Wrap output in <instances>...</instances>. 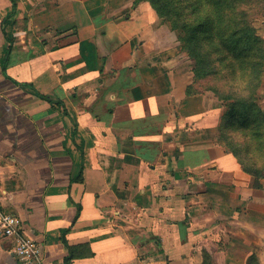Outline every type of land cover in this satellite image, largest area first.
<instances>
[{"label":"crops","instance_id":"1","mask_svg":"<svg viewBox=\"0 0 264 264\" xmlns=\"http://www.w3.org/2000/svg\"><path fill=\"white\" fill-rule=\"evenodd\" d=\"M135 2L0 0V205L44 264H264V179L220 145L222 102L179 34ZM16 244L0 264H26Z\"/></svg>","mask_w":264,"mask_h":264},{"label":"trees","instance_id":"2","mask_svg":"<svg viewBox=\"0 0 264 264\" xmlns=\"http://www.w3.org/2000/svg\"><path fill=\"white\" fill-rule=\"evenodd\" d=\"M193 1L194 6H184L181 0H152V7L163 24L179 34L181 51L193 61L195 84L202 86L204 91L214 93L222 102L224 110L218 128L220 145L237 157L243 170L253 177L254 187L261 189L264 172L259 175L258 172L250 171L248 168H254L255 165L249 166L245 161L246 157L242 158L234 146V143L238 145L234 138L241 129L232 128L229 132L226 129L227 123L228 126L242 123L247 135L249 133L250 138L256 139L259 133L254 127L264 118L259 107L264 66L250 60L252 54L254 59L259 58L263 52L257 48V43L263 40L256 34L250 10L246 8L250 6L251 0ZM201 12L203 16H199ZM30 87L33 88L31 85ZM191 89L195 90L194 87ZM39 98L52 102L41 94ZM227 135L232 137L234 143L225 139ZM241 145L245 156L253 159L254 154L248 146ZM262 167L264 168L263 165ZM63 242L71 250L64 237ZM72 259L71 254L65 259V264H70ZM255 260L257 258L253 256L252 262Z\"/></svg>","mask_w":264,"mask_h":264},{"label":"rangeland","instance_id":"3","mask_svg":"<svg viewBox=\"0 0 264 264\" xmlns=\"http://www.w3.org/2000/svg\"><path fill=\"white\" fill-rule=\"evenodd\" d=\"M181 1H183L184 6H194L193 0H181ZM139 5L140 6H153L152 0H137V3L135 4V6H139ZM164 6H167V5H164ZM246 8L248 10H250V18L253 22V26L255 28L256 34L263 40V42L257 43L258 51L262 50L263 52L259 55V58H254V59H252V57H253V54H252L250 57V60L253 63H261L262 66H264V0H251L250 6H247ZM153 10H154V8H153ZM199 14H200L199 16H203L202 12ZM191 30L193 31L192 27H190V32H192ZM262 72H263V70H262ZM263 78H264V76H263ZM263 82H264V80H263ZM199 87H200L199 89H203L202 86L199 85ZM259 96H260L259 107H260L261 111H263V113H264V83H263V86L259 92ZM228 125L229 124L227 123L226 129L228 132L232 128L238 127L241 129L240 132H238V135L234 138L235 140H237L238 145L236 143H234L233 139H231L232 137H228V135L225 139H229L230 141H232L234 143V146H236L235 148H237L239 150L241 157L242 158L246 157L245 161L249 166L255 165L254 168H248L250 171L258 172L259 175L263 174L264 168L262 167V165L264 166V159H263V156H264V118L259 123V125L254 127L255 131H258V133H259V135L256 136V139L250 138L249 133L247 135V132H246L245 128L243 127L244 125L242 123H234V124H231V126H228ZM255 131H253V132H255ZM224 141L226 143H230L227 140H224ZM241 144H246V146H248V149L250 150V152L252 154H254L253 159H250L249 156H245L243 145H241ZM253 263L258 264V260H255V262H253Z\"/></svg>","mask_w":264,"mask_h":264},{"label":"built area","instance_id":"4","mask_svg":"<svg viewBox=\"0 0 264 264\" xmlns=\"http://www.w3.org/2000/svg\"><path fill=\"white\" fill-rule=\"evenodd\" d=\"M23 221L7 213L0 205V242L8 239L17 241L14 253L26 264H44L45 260L37 243L23 236Z\"/></svg>","mask_w":264,"mask_h":264}]
</instances>
